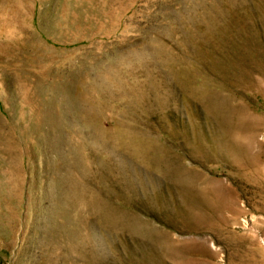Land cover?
Returning <instances> with one entry per match:
<instances>
[{"label":"rangeland","instance_id":"1","mask_svg":"<svg viewBox=\"0 0 264 264\" xmlns=\"http://www.w3.org/2000/svg\"><path fill=\"white\" fill-rule=\"evenodd\" d=\"M0 264H264V0H0Z\"/></svg>","mask_w":264,"mask_h":264}]
</instances>
